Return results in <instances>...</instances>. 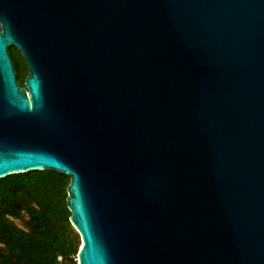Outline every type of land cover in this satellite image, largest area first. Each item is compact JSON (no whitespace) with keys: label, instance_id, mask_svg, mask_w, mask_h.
I'll return each mask as SVG.
<instances>
[{"label":"water","instance_id":"95a60500","mask_svg":"<svg viewBox=\"0 0 264 264\" xmlns=\"http://www.w3.org/2000/svg\"><path fill=\"white\" fill-rule=\"evenodd\" d=\"M29 171L68 177L76 264H264V0H0V178Z\"/></svg>","mask_w":264,"mask_h":264},{"label":"trees","instance_id":"16d2710c","mask_svg":"<svg viewBox=\"0 0 264 264\" xmlns=\"http://www.w3.org/2000/svg\"><path fill=\"white\" fill-rule=\"evenodd\" d=\"M8 54L22 87L24 61L12 47ZM67 185L68 177L54 171L0 178V264H76L79 238L68 221Z\"/></svg>","mask_w":264,"mask_h":264},{"label":"rangeland","instance_id":"374dc122","mask_svg":"<svg viewBox=\"0 0 264 264\" xmlns=\"http://www.w3.org/2000/svg\"><path fill=\"white\" fill-rule=\"evenodd\" d=\"M21 88H23V86ZM15 223L17 224V226L21 227V224L20 223H18V222H15Z\"/></svg>","mask_w":264,"mask_h":264},{"label":"flooded vegetation","instance_id":"af4514ba","mask_svg":"<svg viewBox=\"0 0 264 264\" xmlns=\"http://www.w3.org/2000/svg\"><path fill=\"white\" fill-rule=\"evenodd\" d=\"M25 64V63H24Z\"/></svg>","mask_w":264,"mask_h":264}]
</instances>
